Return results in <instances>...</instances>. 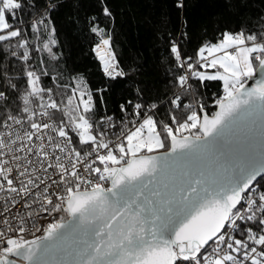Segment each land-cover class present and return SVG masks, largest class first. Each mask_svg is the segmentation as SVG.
<instances>
[{"label":"snow or ice","instance_id":"snow-or-ice-1","mask_svg":"<svg viewBox=\"0 0 264 264\" xmlns=\"http://www.w3.org/2000/svg\"><path fill=\"white\" fill-rule=\"evenodd\" d=\"M62 7L0 0V264H264V16L169 34L163 92L109 115L129 72L93 16L106 79H64Z\"/></svg>","mask_w":264,"mask_h":264},{"label":"trees","instance_id":"trees-1","mask_svg":"<svg viewBox=\"0 0 264 264\" xmlns=\"http://www.w3.org/2000/svg\"><path fill=\"white\" fill-rule=\"evenodd\" d=\"M104 2L111 18L102 15L101 0H62L58 28L64 57L59 70L64 79L80 73L90 86H102L106 78L93 51L98 38L88 28L89 19L98 17L110 29L121 66L129 72L113 91L105 93V104L98 106L101 113L107 108L109 115L117 110L120 96L132 98L136 87L145 97L163 92L170 66L169 34L191 54L203 41H213L225 29L258 27L264 16V0H183V8L176 6L179 0ZM182 31L187 32V43L179 39Z\"/></svg>","mask_w":264,"mask_h":264}]
</instances>
